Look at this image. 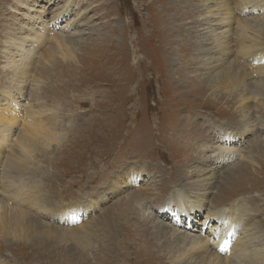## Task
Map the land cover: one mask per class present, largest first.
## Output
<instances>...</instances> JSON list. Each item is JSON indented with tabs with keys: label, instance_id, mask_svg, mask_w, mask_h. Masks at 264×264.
Masks as SVG:
<instances>
[{
	"label": "rangeland",
	"instance_id": "rangeland-1",
	"mask_svg": "<svg viewBox=\"0 0 264 264\" xmlns=\"http://www.w3.org/2000/svg\"><path fill=\"white\" fill-rule=\"evenodd\" d=\"M32 1L46 4L54 13L63 8L66 0ZM73 3L74 11L62 15L58 23L66 32L71 27L69 23L78 19L79 23L72 27L75 45H66L72 52H67L65 46L52 50L46 57L53 58V64L46 57L33 55L37 62L30 76L34 70L35 76L24 83L25 100L20 94L17 99L11 90L17 82L12 71L4 68L3 58L7 26L14 27L18 17L22 22L24 19L8 8L15 5L13 0H0V98L3 91L10 92L18 107L27 109V105L30 113L50 108L47 115L54 117L55 122H48L46 127L57 135L56 142L52 139L48 144L40 136L34 142L33 163L40 167L37 190L47 210L32 214L34 223L24 225L20 237L0 231V261L171 264L170 255L177 251L169 241L178 243L184 233L199 234L200 229L197 228L198 232L192 229V223L187 228L184 221L170 230L173 212L166 214L170 222L157 220L164 229L160 233L155 230V212H161L159 206L174 189L183 187L179 189L192 194V183L187 180L194 181V175L206 173L218 186L214 183L215 187L207 194L209 197L202 205L204 214L207 208L225 207L236 201L242 206L246 204L244 209L257 226L264 228L263 143L253 140L251 130L243 131L246 120L237 113L239 96H228L223 90L217 92L196 79L192 63L196 62L197 54L193 45L198 41L200 46L210 42L205 40L207 31H203L200 22L201 1L73 0ZM244 8L250 13L246 5ZM18 9L25 13L22 5ZM185 12L187 16H183ZM214 18L212 23L219 26ZM63 28L55 29L65 35ZM47 40L49 46L51 38ZM260 98V102L250 101L261 106L258 110L253 108L250 115L264 120V96ZM20 127L21 123L14 127L11 141L1 146L5 148L4 155L16 149L17 135L23 137ZM223 128L236 135V142L234 139L228 143L236 144L238 156L233 162L228 160L229 163L216 157L222 168L214 173L210 166L215 164L213 150L217 138L228 140ZM263 128L264 125L258 124L254 131L258 130L256 135L260 134L264 141ZM29 143L33 141L24 140L22 145ZM28 166L34 168L29 162ZM130 169L144 170L143 178L147 173L152 175L155 189H144L142 180L132 185L125 183L124 191L114 190ZM22 171L23 178L31 175L24 166ZM76 202H82L87 209L75 219L59 221L50 214L56 206ZM82 215H87L86 220L76 224ZM192 215L194 220L196 214ZM212 225L216 228V224ZM183 227L187 230L181 232ZM32 229L43 233L35 235ZM258 234L256 245L249 244V240L245 242L248 250L264 247V237ZM188 240L182 241V249ZM237 240L240 242V236Z\"/></svg>",
	"mask_w": 264,
	"mask_h": 264
},
{
	"label": "bare ground",
	"instance_id": "bare-ground-1",
	"mask_svg": "<svg viewBox=\"0 0 264 264\" xmlns=\"http://www.w3.org/2000/svg\"><path fill=\"white\" fill-rule=\"evenodd\" d=\"M46 1L49 3L54 2V0ZM200 1V22H202V27L204 26L203 31H207V39L205 40L210 42H204L200 46V42L198 41L195 46L193 45L192 49L197 54L196 62L192 63L193 65L195 64L196 79L204 83L206 87L210 86L211 89L217 92L223 90L227 92L228 96H239L237 113L241 118L246 120L242 127L243 131L247 132L251 130L250 132L255 136H253V140L262 142L264 146V141L262 137L260 138V134L256 135L258 130L254 131V128H258V124L264 125V120L260 117L253 118L252 113V116L250 115V112H253V108L258 110L261 107L260 103L254 102V104H250V101L253 102V100L257 99L260 102V97L264 96V0ZM13 2L15 5H10L8 8L14 11L12 13L20 14L24 22L21 19L18 20L20 18L18 17V19L16 18L14 27L12 25L7 26V31L3 38L4 68L12 71L13 79L17 82L11 88L17 94V99H20L22 96L26 100L25 94L27 90L24 83L29 81L33 75L35 76V70L30 76L32 69L35 68L34 64L37 62L34 56L37 55V58L44 59L52 50L57 47L61 49L63 46H65L67 52H72L66 45H75L76 40H73L72 37H75L74 34L76 33L72 31V27L79 22L78 19L72 23L68 22L71 27L70 29L65 27L66 32L63 26L60 28L58 24L62 15L74 11L73 4L75 2L73 3V0H66L63 8L61 6L60 8L62 9L54 13L48 10L50 8L47 9L46 4L42 6L38 1L13 0ZM19 5L23 6L25 13H20L18 9ZM245 5L248 7L250 13L246 12ZM185 13L183 16H187V12ZM76 15L78 16L80 13H76ZM212 16L215 17L214 19L219 26L212 23ZM55 28L59 30L63 28V32L66 34L58 32L59 30L56 31ZM49 38H51L49 46H46L47 39ZM44 48L46 49L44 50ZM41 49L45 52L41 53ZM51 59L53 58L48 56L45 60L50 62ZM8 89L6 86L5 90ZM18 106L12 97V93L7 91L2 92V97L0 98V231L6 232L13 237H20L19 235L24 232V229H22L24 225L34 223L31 222L34 214L36 216L40 210H47L45 205H43L44 203L42 204L40 201V193L37 190L40 188V182L37 180V170L40 167L34 166L33 163L35 159L34 150L36 149L34 142L37 141L39 136L43 137V140L48 142V144L52 139L55 142L57 141V135L54 132H50L49 128L46 127L48 122H55L54 117L51 118L47 115V112H51L50 108H41V110L30 113L31 111L27 105L26 108L28 110L20 109ZM42 106L44 107V105ZM20 123V131L22 130L24 133L22 134L23 137L21 138L17 135L14 143V145L17 144L16 149L12 148L6 156L2 152L5 148L1 146L11 141L10 133ZM222 130L226 132L228 140L217 138V147H215V150L212 149L215 164L210 166V168L212 167L210 171L214 173H217L215 169L221 170L222 168V164L220 165L216 162V157L220 162L225 161L229 163V161L233 162L234 159H237L236 157L238 156L236 144L228 143V141L230 142L234 139V142H236V135L229 128H223ZM24 140L27 142L33 141V144L22 145ZM28 162L34 168L29 167ZM23 166L31 174L26 178L22 177ZM12 170L15 172H12ZM142 171L144 170L134 171V169H130L128 174L125 175V179L115 184L114 190L124 191L123 186L125 183H131L132 185L142 180L141 186L144 189L150 191L155 189L156 184L153 182V176L147 173L148 176L143 178ZM195 172L198 173L199 171ZM132 173H134L133 176ZM10 175L14 177L9 178L8 176ZM205 175H194V181L187 180L188 183H192V194L179 189L183 187L174 189L172 195L159 206L161 212H155L154 216L157 218L155 220L157 222L155 223V230H158L160 233L164 232V229L157 220L161 218L163 221L168 220L167 222H170L169 218H166V214H169L167 210L175 213V216H173V227L170 226V230L176 224H182L184 221L188 225L187 228H190V224L192 223L194 224L192 225L194 227L192 229H200L199 234L184 233L177 240L178 243H175L174 240L169 241L175 247L173 249L177 251L170 255L171 259L169 261L171 264H262L264 260V254H262L264 247H259L258 250L252 251L248 250L245 244L249 240V244L256 245V234L258 233L262 235V238L264 237V228L257 226L256 221L252 219L253 216L251 217L249 211L244 209L246 204L242 206L239 204L240 202L234 201L225 207L215 208L212 206L211 208H207L205 210L207 213L205 214L202 211V205L206 202L207 197H209L207 194L215 187V182L211 181L213 177ZM10 179L15 181H9ZM86 209L85 204L76 202L56 206L50 214H54L59 221H69L77 218L78 214L85 212ZM192 214H196L194 220L192 219ZM86 218L87 215H82L80 221L76 224H81V219L86 220ZM189 220L192 221L188 222ZM74 221L72 224H75ZM213 223L216 224V228L212 227ZM63 227L65 228V226ZM187 228L183 227V230H179L183 232ZM236 228H238V231ZM65 229L71 230L69 227ZM33 231L35 232V230ZM206 231L208 232L206 233ZM171 232L172 234L175 233ZM42 233L43 231H36L35 235ZM239 236L240 242L237 240ZM233 238H235V241H233ZM186 240H188L187 246L182 249L184 247V242L182 241ZM181 249L182 251H180ZM0 264L4 263L0 261Z\"/></svg>",
	"mask_w": 264,
	"mask_h": 264
}]
</instances>
